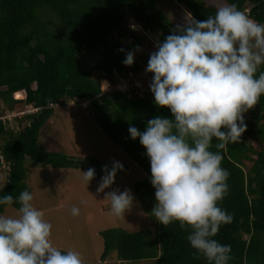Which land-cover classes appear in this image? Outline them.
I'll return each mask as SVG.
<instances>
[{"label": "trees", "instance_id": "obj_1", "mask_svg": "<svg viewBox=\"0 0 264 264\" xmlns=\"http://www.w3.org/2000/svg\"><path fill=\"white\" fill-rule=\"evenodd\" d=\"M158 0H0V114L28 104L40 110L16 118L14 126L0 120V157L6 168V183L0 196L17 198L26 191L27 161L41 167L95 170L92 180L100 179L112 163L93 157L74 159L60 152H46L38 143L40 129L53 113L55 105L68 102L86 104V110L100 131L143 171L145 178L132 184L133 193L154 230L127 232L111 228L99 232L104 264L114 254L118 262L153 259L154 264H211L197 255L187 241L191 229H180L178 222L163 226L151 214L155 190L150 184V163L139 139L129 137L128 128L143 132L149 119L156 116L172 119L167 108H158L149 91L132 89L129 93L103 92L99 80H111L112 73L134 75L145 72L150 55L142 65L134 54L131 66L123 60L128 51L141 47V37L131 31L126 21H133L141 31L154 35L156 42L179 28L158 7ZM196 20L214 15L217 7L204 0H174ZM235 4L237 9L258 23H264V0H220ZM181 7V8H180ZM124 49L123 52L119 51ZM82 61V62H81ZM90 62L87 70L82 63ZM92 70L97 78L90 76ZM264 71L258 67L256 75ZM25 92V100L13 94ZM141 92V94H140ZM247 125L239 143L225 150L221 167L229 172L228 194L218 206L232 214L230 224L221 225L213 237L231 246L228 264H264V95L243 114ZM13 120V122H14ZM224 130L223 128L221 129ZM126 167L123 166L124 173ZM7 205H0V214Z\"/></svg>", "mask_w": 264, "mask_h": 264}, {"label": "clouds", "instance_id": "obj_2", "mask_svg": "<svg viewBox=\"0 0 264 264\" xmlns=\"http://www.w3.org/2000/svg\"><path fill=\"white\" fill-rule=\"evenodd\" d=\"M188 17L184 27L156 45L145 68L152 75L149 91L155 106L167 108L172 119L156 116L143 132L130 126L128 133L132 140L139 139L150 163L155 220L163 226L173 222L180 229L188 226L187 241L197 255L211 264H228L231 246L213 237L233 219L218 206L228 194L229 172L221 167L220 151L210 149L213 138L218 150L239 143L247 129L243 114L264 95V71L256 75L264 64V23L249 18L235 4L217 8L205 20H196L191 13ZM134 54H125V66L133 64ZM3 168L6 171L7 166ZM122 170L119 162L110 169L104 166L97 193L109 188ZM94 175L93 168L81 172L86 186ZM104 199L110 214L121 217L134 197L125 189L107 192ZM32 200L29 191H22L17 215L0 214V264H83L77 251L53 246L52 225ZM13 203L11 194L0 196V205ZM71 214L78 215L79 209L73 207Z\"/></svg>", "mask_w": 264, "mask_h": 264}, {"label": "rangeland", "instance_id": "obj_3", "mask_svg": "<svg viewBox=\"0 0 264 264\" xmlns=\"http://www.w3.org/2000/svg\"><path fill=\"white\" fill-rule=\"evenodd\" d=\"M204 1L217 8L224 5L220 0ZM157 2L158 7L174 26L179 21L187 19L186 11L180 7L181 12L174 0ZM126 23L128 28L142 39L139 51L135 52L142 65L146 55L155 51L157 40L154 35L141 31L133 21L127 20ZM89 64L91 63H82V67L87 70ZM146 64L147 62L143 63V66ZM90 76L97 78V72L92 70ZM103 80H99V85L103 90H108L106 93L124 89L120 81L121 85L114 83L111 85L112 88H107ZM133 81H139L141 88L138 90L142 91L149 86L151 79L142 71L138 75L133 74ZM22 108V104L15 107L17 111ZM38 143L46 152H60L79 160L93 157L100 162H119L126 167L124 173L116 174L114 183L109 188L97 193L101 178L91 180L86 186L81 178L83 171L79 169L41 167L30 161L24 163L26 191L33 196V206L40 210L43 219L52 225L50 240L54 247L61 251H77L82 257L83 264H97L100 262L103 250L100 231L111 228H119L127 232L154 230L156 223L151 222L144 214L132 189V184L144 179L145 174L100 131L87 112L85 103L68 102L65 105H55L52 115L39 131ZM3 170L4 168L0 167V188L6 183V172L2 173ZM125 189L130 190L133 195V205L124 216L115 217L110 214L109 201L104 199L105 193ZM73 207L79 209V214L76 216L71 214ZM2 215L15 217L16 209L7 206ZM154 262L153 259H147L120 263L112 254L104 264H154Z\"/></svg>", "mask_w": 264, "mask_h": 264}, {"label": "built area", "instance_id": "obj_4", "mask_svg": "<svg viewBox=\"0 0 264 264\" xmlns=\"http://www.w3.org/2000/svg\"><path fill=\"white\" fill-rule=\"evenodd\" d=\"M132 77H133V74L131 72H127L125 74H117V73L113 72L111 80H105L104 79L103 81H105V83L107 84L106 85L107 88H112L111 85L114 83H116L117 85H121L119 83V81H120L123 84L124 89H119V90L124 91L126 93H129V91L132 89L138 90L141 88L139 81H133L132 82ZM125 80L127 81L126 83L123 82ZM100 88L103 92L108 91V90H103L102 87H100ZM142 91H144V90H142ZM13 99L17 100V101H20V100L24 101L25 100V92L22 90V91L14 93ZM39 110H40L39 108H35L31 105L24 103L23 108L19 111H17V110H10V111L6 110V111H4L2 114H0V120H2L3 122L6 121L8 124H11V126H14L13 127L14 129H17L18 126H16L17 124L15 125L14 119L20 118L22 116L34 114V113L38 112ZM13 120H14V122H13ZM0 167L1 168L5 167L3 165V161L1 159V157H0Z\"/></svg>", "mask_w": 264, "mask_h": 264}, {"label": "crops", "instance_id": "obj_5", "mask_svg": "<svg viewBox=\"0 0 264 264\" xmlns=\"http://www.w3.org/2000/svg\"><path fill=\"white\" fill-rule=\"evenodd\" d=\"M181 12H182V11H181ZM181 12H180V13H181ZM186 16H187V19L185 18L183 21H179L177 24H175V26H176L177 28L184 27V26L186 25L187 21L189 20V17H188L187 12H186ZM183 22H184V23H183ZM185 22H186V23H185ZM2 173H5V170H3ZM0 177H1V176H0ZM5 178H6V176H5Z\"/></svg>", "mask_w": 264, "mask_h": 264}, {"label": "bare ground", "instance_id": "obj_6", "mask_svg": "<svg viewBox=\"0 0 264 264\" xmlns=\"http://www.w3.org/2000/svg\"><path fill=\"white\" fill-rule=\"evenodd\" d=\"M22 102V100H20Z\"/></svg>", "mask_w": 264, "mask_h": 264}]
</instances>
